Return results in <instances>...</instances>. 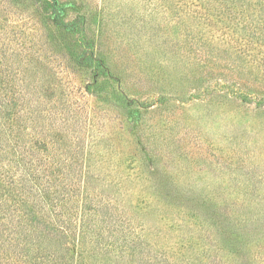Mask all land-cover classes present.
Instances as JSON below:
<instances>
[{"label":"trees","instance_id":"obj_1","mask_svg":"<svg viewBox=\"0 0 264 264\" xmlns=\"http://www.w3.org/2000/svg\"><path fill=\"white\" fill-rule=\"evenodd\" d=\"M33 1L35 11H20V0H0L3 263L264 264L216 216L207 218L219 250L212 259L179 256L147 219L156 204L165 219L172 211L181 225L202 222L171 191L167 167L179 158L186 104L264 113V0H142L151 9L123 14L130 48L114 60L111 19L97 39L73 1ZM23 12L29 30L15 27ZM194 240L180 239L181 249L200 246Z\"/></svg>","mask_w":264,"mask_h":264},{"label":"rangeland","instance_id":"obj_2","mask_svg":"<svg viewBox=\"0 0 264 264\" xmlns=\"http://www.w3.org/2000/svg\"><path fill=\"white\" fill-rule=\"evenodd\" d=\"M20 1L22 3L17 5L20 11L27 5L35 11L37 1ZM69 1H73L87 21L90 20V28L95 32L97 39L100 25L102 29L106 21L111 19L105 28L107 36L110 35L109 51L113 60L122 51L125 54L130 48L127 42L131 26L130 22L123 23V14L130 16L131 12H135L143 17L151 9L142 0ZM104 7L106 10L99 13V8ZM28 14L29 12H23L15 16V27L18 30L33 28L19 20L28 17ZM49 39L51 41V35ZM123 42L125 45L121 44ZM61 50L65 52L67 47L62 46L59 51L62 52ZM59 58L58 64H62L63 57L59 55ZM124 60L127 61L126 58ZM23 75L18 74L16 77ZM80 85L83 87V84H78V87ZM250 107L249 110H235L231 106L210 111L203 104L193 103L186 104L185 109L179 111L182 114V117L178 118L181 123L176 126L175 132L182 145L181 149L175 152L179 156L175 165H172L171 161L167 163L168 170L175 172V186L171 191H179L185 196L187 204L197 208L193 210L201 214L199 218L202 222L200 225L192 224L190 227L181 225L178 219L182 217L176 218L172 211H168L170 219H165L166 213L160 214L155 210L156 204L149 209L151 214L147 219L149 226L160 235L162 244L175 246L178 244L175 252L183 258L192 255L194 258L207 256L212 259L218 255L219 250L215 249V242L209 236V232L212 234L216 232V227L207 219L211 215L220 220L218 221L220 230L229 231L227 228L230 227V231H236L246 240V247H241L244 252L248 255L259 253L264 257V113L253 111V106ZM164 135L160 140L162 142L166 141L167 136L169 138L168 133ZM189 148L192 150L187 155ZM201 199H208V204L202 205ZM171 219H175L180 227L173 228ZM191 234L195 236L194 243L200 246L186 251L189 241L185 248L181 249L180 239ZM201 245L203 253L198 252ZM260 255L258 256L261 257ZM0 264H4L1 253Z\"/></svg>","mask_w":264,"mask_h":264}]
</instances>
